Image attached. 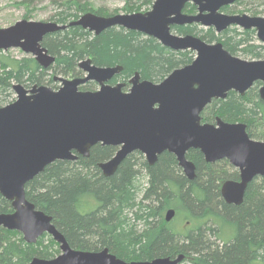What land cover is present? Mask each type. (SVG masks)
<instances>
[{
  "label": "water",
  "instance_id": "1",
  "mask_svg": "<svg viewBox=\"0 0 264 264\" xmlns=\"http://www.w3.org/2000/svg\"><path fill=\"white\" fill-rule=\"evenodd\" d=\"M236 1L155 0L147 12L108 16L87 12L69 24L95 35L122 27L152 36L173 50L196 52L190 64L173 70L161 82L142 79L136 72L126 92L124 83H110L122 66H97L88 58L78 64L83 77H54L62 82L57 90L47 85H13L16 99L0 107V194L11 202L13 211L0 212V227L20 232L28 243L48 234L62 251L52 259L34 257L29 264H181L185 258L179 254L125 261L109 248L75 249L52 217L27 199L26 185L48 165L89 157L97 144L117 147L109 160L98 164L105 176L113 175L134 152L144 154L149 165L162 153H172L189 179L196 177V165L187 158L190 150H199L209 163L226 159L239 171L238 180H226L221 187L229 204H241L249 183L264 176V141L252 139L243 122H226L220 117L214 123L202 122L201 115L214 99H225L230 91L243 96L256 82H261L259 95L264 100V59H242L222 42L172 32V26L193 23L212 27L217 33L236 26L254 29L264 45L263 16L222 11ZM190 3L196 13L184 11ZM66 28L55 21L22 19L0 28V50L20 48L47 69L56 58L42 42L46 35ZM89 81H96L99 89H79ZM175 214L173 208L168 209L165 221L170 222Z\"/></svg>",
  "mask_w": 264,
  "mask_h": 264
},
{
  "label": "trees",
  "instance_id": "2",
  "mask_svg": "<svg viewBox=\"0 0 264 264\" xmlns=\"http://www.w3.org/2000/svg\"><path fill=\"white\" fill-rule=\"evenodd\" d=\"M140 8L129 3L126 7L131 12ZM185 11L194 13L196 6L187 4ZM87 12L106 14L90 2L57 1L53 21L67 28L46 35L42 42L56 58L47 69L33 57L18 58L0 50V107L15 100L14 84L51 85L55 78L49 71L79 76L78 64L88 58L97 66H122L112 84L120 78L129 81L136 72L142 79L155 82L193 61L192 52L173 50L135 30L110 27L95 35L80 25H69ZM173 28L180 35L222 42L234 55L250 60L264 58V45L256 44L254 29L232 26L216 33L212 27L198 29L195 23ZM88 83L81 88L88 89ZM260 85L256 82L243 96L230 91L225 99H214L203 110L202 121L215 122L220 117L226 122H243L252 139L264 141ZM115 150L97 144L89 157L56 161L26 185L27 199L52 217L73 248H109L125 261L184 254L182 263L188 264H264V176L249 183L241 204H229L221 195L222 183L238 180L239 171L228 160L209 163L199 150H190L187 158L196 165V177L189 179L172 153H162L154 165H149L140 152H134L113 175L105 176L98 164L110 159ZM170 208L176 214L166 222L165 213ZM12 211L11 202L0 194V212ZM46 236L28 243L20 232L0 227V264L55 258L56 241L50 238L45 244Z\"/></svg>",
  "mask_w": 264,
  "mask_h": 264
},
{
  "label": "rangeland",
  "instance_id": "3",
  "mask_svg": "<svg viewBox=\"0 0 264 264\" xmlns=\"http://www.w3.org/2000/svg\"><path fill=\"white\" fill-rule=\"evenodd\" d=\"M57 1L58 0H0V28H6L13 24H15L17 21L22 19L32 20V21H53V16L55 15L57 11ZM83 2H90L91 6L95 9L101 8L106 13L105 15H114V14H129V13H137V12H147L151 10L152 5L155 0H151L150 3H147V0H81ZM135 5L140 6L141 8L139 10H135L131 12V10H127V5ZM185 11V9H184ZM197 11V9H196ZM196 11L194 13H196ZM225 13H247L249 15H258L264 17V0H243L240 3H234L231 6L224 7L222 9ZM188 13L187 11H185ZM175 26H172V32L175 34H178L177 31L173 28ZM200 28H208L204 27L198 24V29ZM238 30H243L242 28H239ZM217 33V32H216ZM180 35V34H179ZM216 42V41H215ZM213 43V42H211ZM263 44L258 39L256 41V44ZM12 56L22 58V57H33L31 54L25 53L20 48H11L7 50ZM184 51H190L192 52L193 59L196 57V52L193 50H184ZM264 52V51H263ZM236 56L250 60V57L243 56L242 54H236ZM34 58V57H33ZM35 59V58H34ZM264 59V58H261ZM79 67V66H78ZM80 69V68H79ZM81 74L79 76H63L58 75L53 71H49V76H58V77H64V78H74V77H83L85 73L80 69ZM49 78V77H47ZM115 78V77H114ZM163 79L157 80L155 82H161ZM117 82L127 83V87H123L124 91H128L130 88V84L128 83V79L120 78ZM92 83V84H90ZM87 84V83H86ZM88 86V89H82L81 86L79 89L81 90H90V91H96L99 89V84L90 81ZM26 88H31V86H27L26 83L23 84ZM48 85V84H46ZM62 83L58 80H55L51 85H48L50 87H53L55 90H57ZM85 85V84H84ZM83 86V85H82ZM252 88V87H251ZM260 88V87H259ZM14 91V90H13ZM17 94L14 91L13 98L16 99ZM117 149V147H115ZM116 152V150H115ZM142 154V153H141ZM188 154V153H187ZM144 159L145 156L142 154ZM220 161V160H219ZM218 162V161H216ZM215 163V162H214ZM234 169L238 170L236 167L232 166ZM136 168H141V166H138ZM226 181V180H225ZM223 181V183L225 182ZM141 185L144 184V179L141 178L140 180ZM222 183V184H223ZM91 202V199L89 200ZM92 205H94L91 202ZM141 226H138V229H140ZM52 238L50 235L45 237V244L49 243V239ZM214 239V238H213ZM57 246L55 247L56 250V256L62 253L59 243H57ZM55 256V257H56ZM181 264H188V263H181Z\"/></svg>",
  "mask_w": 264,
  "mask_h": 264
},
{
  "label": "flooded vegetation",
  "instance_id": "4",
  "mask_svg": "<svg viewBox=\"0 0 264 264\" xmlns=\"http://www.w3.org/2000/svg\"><path fill=\"white\" fill-rule=\"evenodd\" d=\"M113 79H114V78H113ZM113 79H112V80H113ZM100 145H101V144H100ZM102 146H103V145H102ZM116 150H117V149H116Z\"/></svg>",
  "mask_w": 264,
  "mask_h": 264
},
{
  "label": "bare ground",
  "instance_id": "5",
  "mask_svg": "<svg viewBox=\"0 0 264 264\" xmlns=\"http://www.w3.org/2000/svg\"><path fill=\"white\" fill-rule=\"evenodd\" d=\"M126 158V157H125ZM115 173V172H114Z\"/></svg>",
  "mask_w": 264,
  "mask_h": 264
}]
</instances>
